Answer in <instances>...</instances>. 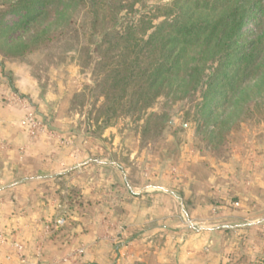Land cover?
Masks as SVG:
<instances>
[{
	"label": "rangeland",
	"instance_id": "1",
	"mask_svg": "<svg viewBox=\"0 0 264 264\" xmlns=\"http://www.w3.org/2000/svg\"><path fill=\"white\" fill-rule=\"evenodd\" d=\"M158 1L171 0H155ZM5 2L0 0V15L6 8ZM17 19L18 16H8L7 23ZM3 40L1 36L3 61L26 63L37 83V100L30 101L29 109L41 127L30 134L25 126L27 141L32 143L47 136L55 140L63 156L76 152L90 154L89 160L57 177L46 189V197L55 211L50 219H34L38 257L27 264H85L91 250L101 246L113 253L122 247L159 245L160 239L164 242L163 237L154 240V231L146 226L134 228L124 218L122 206L133 199L127 187L142 193L148 185L155 184L160 191L179 196L185 190L193 195L200 186L201 191L213 192V187L204 186L207 172L216 165L229 169V159L237 146L250 140H264V83L235 103L227 90L201 107L205 86L196 94L187 93L179 99L160 97L149 109L166 114L160 129L146 130L143 120H134L132 115L115 117L103 125L102 117L97 120L93 109L95 100L97 107L101 97L86 93L84 101L74 98L86 84H92V75L90 69L80 67L73 51L62 53V49L53 50L52 44H33L14 47L16 52L11 54L13 49L5 47ZM13 93L26 104L15 89ZM22 107L27 109L25 105ZM24 148H17L20 155ZM9 149L0 142V150ZM50 160L51 156L44 162ZM123 179L125 182H121ZM210 194L212 200L219 201L218 195ZM230 196L226 199L230 206H239V202L230 201ZM16 211L19 220L27 216L22 208ZM59 218L64 222L56 226L55 220ZM18 230L21 231L20 226ZM89 232L93 235L90 241L78 239ZM13 241L19 242L12 239L10 243ZM52 251L58 256L47 254ZM13 255L20 262L14 249ZM108 259L107 264H115L113 256Z\"/></svg>",
	"mask_w": 264,
	"mask_h": 264
},
{
	"label": "trees",
	"instance_id": "2",
	"mask_svg": "<svg viewBox=\"0 0 264 264\" xmlns=\"http://www.w3.org/2000/svg\"><path fill=\"white\" fill-rule=\"evenodd\" d=\"M5 5L0 15L5 47L11 54L14 47L33 44L73 51L92 75V84L74 98L101 97L93 109L103 125L132 115L146 130L160 129L166 114L149 112L160 97L179 99L205 86L201 107L227 90L235 103L264 83V0H7ZM11 15L18 19L8 24Z\"/></svg>",
	"mask_w": 264,
	"mask_h": 264
},
{
	"label": "crops",
	"instance_id": "3",
	"mask_svg": "<svg viewBox=\"0 0 264 264\" xmlns=\"http://www.w3.org/2000/svg\"><path fill=\"white\" fill-rule=\"evenodd\" d=\"M4 63L3 73L0 67V142L10 149L0 150V232L7 239L0 243V264H27L38 257L34 219H50L55 211L46 189L57 177L89 160L90 154L63 156L55 140L47 136L27 141L21 123L25 109L4 98L15 89L30 110V101L37 100V83L26 63ZM23 146L20 155L17 148ZM231 155L229 169L216 165L207 172L204 186L213 187V192H202L200 186L193 195L185 190L179 196L166 194L155 184L148 185L142 193L127 187L133 199L122 206L124 218L134 228L146 226L154 231V240L163 237L164 242L160 239L159 245L145 248L122 247L113 253L101 246L91 250L85 264H107L110 255L115 264H264V140H250L237 146ZM50 156L52 160L45 163ZM210 193L218 195L219 201L212 200ZM230 195V201L239 202L236 208L226 200ZM20 208L26 210L23 220L16 216ZM19 226L21 231H17ZM161 230L164 233L157 234ZM92 238L89 232L78 239ZM12 239L23 245V263L13 255ZM47 254L58 256L54 251Z\"/></svg>",
	"mask_w": 264,
	"mask_h": 264
},
{
	"label": "built area",
	"instance_id": "4",
	"mask_svg": "<svg viewBox=\"0 0 264 264\" xmlns=\"http://www.w3.org/2000/svg\"><path fill=\"white\" fill-rule=\"evenodd\" d=\"M4 100L9 104H19L21 106L25 105V103L21 99H19V97L13 92H11L9 96L4 98ZM24 109H25V115L21 119V123L22 125L26 126L30 134H35L41 127L40 125L41 123L37 120L35 114L32 111L26 109L25 107ZM63 222H64L63 218H59L55 220L56 226L59 224H62ZM6 241L7 240L5 236L0 233V243H5ZM12 244H13L15 253L17 255V258L20 260V262H24L23 245L17 241H13ZM82 251H83L82 249L79 250L80 253Z\"/></svg>",
	"mask_w": 264,
	"mask_h": 264
}]
</instances>
